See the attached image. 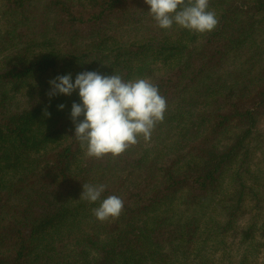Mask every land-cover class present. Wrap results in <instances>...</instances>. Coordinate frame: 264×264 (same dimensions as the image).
I'll use <instances>...</instances> for the list:
<instances>
[{
  "label": "trees",
  "instance_id": "1",
  "mask_svg": "<svg viewBox=\"0 0 264 264\" xmlns=\"http://www.w3.org/2000/svg\"><path fill=\"white\" fill-rule=\"evenodd\" d=\"M209 8L199 33L144 0H0V264H264V0ZM85 71L158 86L149 140L87 155L78 90L47 95ZM85 183L121 215L97 220Z\"/></svg>",
  "mask_w": 264,
  "mask_h": 264
},
{
  "label": "clouds",
  "instance_id": "2",
  "mask_svg": "<svg viewBox=\"0 0 264 264\" xmlns=\"http://www.w3.org/2000/svg\"><path fill=\"white\" fill-rule=\"evenodd\" d=\"M156 24L161 29H171L174 24L184 29L204 33L218 25L210 0H144ZM47 93L51 99L57 95L71 96L78 90L81 103L71 106L70 118L75 129L74 138L87 148L90 157H113L136 145L140 137L151 138L152 132L162 122L167 110V100L149 79L125 80L119 74L102 75L97 71L57 76L49 81ZM63 110L65 105L58 106ZM45 115L50 116L45 110ZM83 119L80 120V117ZM80 199L90 203L101 201L103 184L82 185ZM124 209L121 197L110 195L92 209L97 220L104 222L118 218Z\"/></svg>",
  "mask_w": 264,
  "mask_h": 264
},
{
  "label": "rangeland",
  "instance_id": "3",
  "mask_svg": "<svg viewBox=\"0 0 264 264\" xmlns=\"http://www.w3.org/2000/svg\"><path fill=\"white\" fill-rule=\"evenodd\" d=\"M264 255V249L262 250V252L260 253V259H261V257Z\"/></svg>",
  "mask_w": 264,
  "mask_h": 264
}]
</instances>
